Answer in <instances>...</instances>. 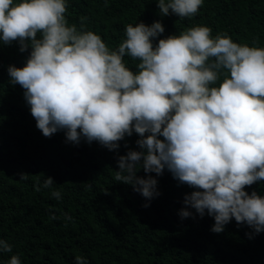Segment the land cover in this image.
<instances>
[{
	"label": "clouds",
	"instance_id": "9594fccd",
	"mask_svg": "<svg viewBox=\"0 0 264 264\" xmlns=\"http://www.w3.org/2000/svg\"><path fill=\"white\" fill-rule=\"evenodd\" d=\"M202 4L158 0L157 7L161 16L183 19ZM66 10V0L15 6L0 0V41L18 42L21 53L31 48L25 66H9V82L25 90L42 135L64 131L66 142L95 141L116 152L115 181L147 200L160 195L155 177L167 169L179 185L193 189L184 196L182 220L207 214L217 234L233 219L254 234L264 232V196L245 190L264 181V48L240 45L226 34L212 38L206 26L159 39L154 47L165 31L156 21L127 25L126 39L110 51L99 35L84 30L86 18L79 30L69 26ZM125 56L139 61L138 72L126 67ZM221 75L222 83L212 86ZM133 133L139 150L119 155V142ZM28 177L20 174V180ZM54 184L48 177L42 187ZM33 187L41 191L39 180ZM51 195L61 199L60 191ZM11 251L0 240V252ZM75 260L89 264L81 256ZM7 264L21 260L13 255Z\"/></svg>",
	"mask_w": 264,
	"mask_h": 264
},
{
	"label": "trees",
	"instance_id": "16d2710c",
	"mask_svg": "<svg viewBox=\"0 0 264 264\" xmlns=\"http://www.w3.org/2000/svg\"><path fill=\"white\" fill-rule=\"evenodd\" d=\"M20 2L13 0V6ZM66 3L68 25L79 30L81 18H86L84 30L99 35L110 51L126 39L127 25L151 26L156 21L165 31L153 41L154 47L159 39L206 26L212 38L226 34L240 45L264 48V0H203L195 16L183 19L161 16L158 0ZM19 48L18 42L0 41V240L12 246L11 252H0V264L13 255L21 264H76L77 256L89 264H264V232L254 234L233 219L217 234L207 214L182 220L178 213L184 196L193 189L179 185L167 169L160 177L151 174L158 180L160 195L147 200L131 185L115 181L116 152L95 141L66 142L64 131L44 137L25 101V90L9 82V66L22 68L31 52L29 48L21 53ZM123 59L126 67L138 72L139 61ZM223 79L221 75L212 86L218 87ZM137 139L135 133L126 136L118 154L139 150ZM21 173L28 179L20 180ZM138 175L145 174L141 170ZM48 177L55 183L52 189L42 187ZM37 180L39 192L33 187ZM52 190L61 192L60 200L52 197ZM245 190L264 196V181Z\"/></svg>",
	"mask_w": 264,
	"mask_h": 264
}]
</instances>
